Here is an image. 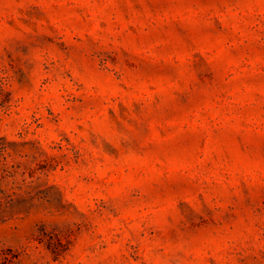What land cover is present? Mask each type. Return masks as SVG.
<instances>
[{
	"label": "rangeland",
	"instance_id": "374dc122",
	"mask_svg": "<svg viewBox=\"0 0 264 264\" xmlns=\"http://www.w3.org/2000/svg\"><path fill=\"white\" fill-rule=\"evenodd\" d=\"M0 264H264V0H0Z\"/></svg>",
	"mask_w": 264,
	"mask_h": 264
}]
</instances>
